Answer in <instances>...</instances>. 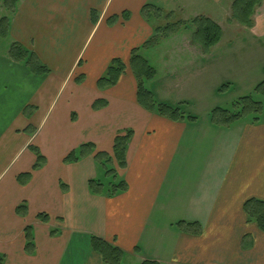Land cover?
I'll use <instances>...</instances> for the list:
<instances>
[{"label":"crops","instance_id":"crops-1","mask_svg":"<svg viewBox=\"0 0 264 264\" xmlns=\"http://www.w3.org/2000/svg\"><path fill=\"white\" fill-rule=\"evenodd\" d=\"M227 1L233 0H18L7 14L8 36L0 39L2 264H103L93 237L121 250L122 263L264 264V233L243 209L249 199L264 201V121L223 128L196 117H161L137 103L129 67L131 51L153 33L141 16L145 5L170 16L181 11L211 18ZM252 22L242 27L264 38V0ZM13 43L48 72L34 74L10 59ZM188 47L195 49L188 59L159 54L166 78L191 58L197 68L190 77L201 75L213 48ZM113 59L125 70L116 85L100 89L97 82ZM126 131V166L116 165L126 190L113 197L91 194L88 181L98 175L94 154L112 155L114 138ZM85 144L93 145L92 154L63 162ZM31 145L45 160L37 170ZM24 173L30 177L21 183ZM27 227L32 253L25 250Z\"/></svg>","mask_w":264,"mask_h":264},{"label":"trees","instance_id":"trees-1","mask_svg":"<svg viewBox=\"0 0 264 264\" xmlns=\"http://www.w3.org/2000/svg\"><path fill=\"white\" fill-rule=\"evenodd\" d=\"M18 0H0V10L3 9L6 12L0 17V39H4L8 36L9 31V18L7 14H12L15 11ZM262 0H233L231 4L232 19L239 25L251 28L253 26L252 16L256 8L261 5ZM142 18L151 22L161 16L170 18V14L155 8L151 5H145L141 10ZM126 18V15L123 17ZM94 20V19H93ZM180 22L166 23L164 26H158L153 28V34L155 37H150L143 45V48H151L155 44L159 43L161 38H166L173 35L178 29ZM193 26L192 30V42L199 45L203 53H208L214 46H216L221 38L222 31L214 21L208 17L198 16L191 21ZM177 29V30H176ZM9 58L13 61L23 63L32 73L44 74L48 72V69L43 66L35 57L33 53L25 50L21 45L13 43L10 45ZM129 67L133 76L135 77L137 84L136 99L139 106L145 110L155 113L161 117H165L172 121H194V116L185 115L181 111L180 107H172L165 103H157L150 91L145 89L144 82L151 81L156 71L149 66L148 62L139 55V49L131 51L129 59ZM125 65L119 59H113L105 74L98 80L97 85L100 89L106 87H113L116 85L119 76L124 72ZM228 85H225L219 89L222 92ZM256 94L264 93V81L258 84L254 88ZM103 106V105H102ZM93 108L97 110L99 108V101L95 102ZM263 107L260 102L254 101L251 96L241 97L231 104L230 109L216 108L210 113V122L216 127L227 128L235 123L243 122L249 115L252 116L246 122L252 124L261 122L259 115L262 113ZM27 133L33 134V129H28ZM131 136L130 131L119 133L114 138L112 155L103 152H97L94 154V160L96 164L101 167L103 161L116 163L117 168L123 169L126 166L125 155L127 142ZM29 150L35 155V164L32 170L40 168L45 160L41 155L39 149L33 145L29 146ZM94 147L91 144L81 145L77 150L69 153L64 159V163L77 162L84 156L92 154ZM105 175H111V181L103 183L98 179H91L88 181L89 192L96 196L106 195L108 197L116 196L124 192L127 185L119 174L116 167L105 171ZM30 177V173H24L19 175V182H24ZM244 213L247 217V221L254 223L259 231L264 233V201L259 199H249L244 203ZM26 211V205L23 204L17 208V212L24 214ZM41 220H46L47 215L40 214L38 216ZM194 224L190 225L193 226ZM177 226L181 227L182 223H178ZM189 226V225H188ZM54 232H52L53 234ZM25 250L27 253H32L34 250L33 237L31 235V229L25 228ZM92 250L102 257L103 264H122L123 252L117 247L109 245L100 239H91ZM2 257L0 256V264H2ZM141 264H159L154 261H144Z\"/></svg>","mask_w":264,"mask_h":264},{"label":"rangeland","instance_id":"rangeland-1","mask_svg":"<svg viewBox=\"0 0 264 264\" xmlns=\"http://www.w3.org/2000/svg\"><path fill=\"white\" fill-rule=\"evenodd\" d=\"M229 4V1L223 3V9L215 12L217 15L210 18L219 25L222 38L218 47L213 48V51L209 50L216 53L214 57L212 56L214 53L211 52L210 56L213 58H207L206 62H202V73L194 78L190 77L193 73L189 72L197 68L193 66L197 62H193L192 58L183 64H177L176 71L170 72L174 74L173 79L166 78L169 74L168 68L166 69L160 60L159 54H162L161 57L170 55L177 59L191 57L188 53L195 52V49L189 48L188 45L192 44L191 21L196 17H191L189 12L176 11L175 16L170 18L161 16L151 21L152 29L166 23L180 22L178 30L176 29L173 35L161 38L159 43L151 48H139V55L156 71L151 81L144 82V87L152 93L157 103L180 107L185 115L194 116L201 122L209 121L210 113L214 109H230L231 104L239 98L251 96L254 101L262 104L263 111L259 117L264 121V93L254 92V88L264 81V38L256 36L234 21ZM207 8L210 10L209 5ZM1 12L6 15L5 10L1 9ZM151 37H155V34L152 33ZM161 43L164 44L159 46ZM4 45L0 47L1 50ZM168 84L172 88L169 89L171 91L164 90ZM225 85L228 87L219 92ZM24 111L25 114L33 113V109L29 107ZM251 117L249 115L245 119L249 120ZM115 167L116 163L103 161L102 166H98V175L95 179L103 183L111 181V175H105V171ZM122 264L135 263L128 260Z\"/></svg>","mask_w":264,"mask_h":264}]
</instances>
